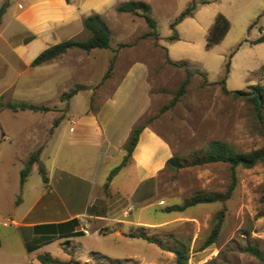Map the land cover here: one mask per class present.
<instances>
[{"label":"rangeland","instance_id":"obj_1","mask_svg":"<svg viewBox=\"0 0 264 264\" xmlns=\"http://www.w3.org/2000/svg\"><path fill=\"white\" fill-rule=\"evenodd\" d=\"M257 1L255 0L254 7L238 12L230 11V7L226 8L222 2L224 11L231 19L222 13L231 22L230 38L237 41V46L243 44L249 35L255 34L264 25L263 15L250 29L257 19L253 16L259 8ZM259 1L261 3L262 0ZM172 13L173 9L170 7L166 9L162 5L155 6L151 16L160 24H157L155 30L148 28L140 37H136L135 32L145 29L146 22L138 20L130 24V20L137 19L128 13L121 15L125 23L122 29L124 31L121 32L119 28L112 26L110 49L81 52L77 58L72 59L60 57L57 64L62 68L57 71L54 69V62L55 65L52 63L53 65L45 69L24 68L10 49H2L4 59L3 62L0 60V89L12 79L15 81V71H24V74L21 75L17 86L4 92L0 90V103H29L26 96L33 90L29 92L28 87L43 81L52 84L53 89L49 92V98L44 96L32 102L47 106L50 108L49 112L13 113L8 109L0 111V126L3 125L11 137V140L0 138V264H34L38 256H49L53 260L70 264H141V259L147 264H175L173 254L141 238H116L109 235L96 241L90 226H87L90 236L80 234L72 240L57 239L46 243L42 240L43 244L38 246L36 251L27 253V245L33 247L36 244L25 242L26 232L24 229H18L12 222L13 219L19 220L28 208L30 188L45 189L39 169L40 166L51 164L61 134H64L67 140L74 141L69 133V118L87 116L89 111L97 114L111 97L125 71L136 62H143L148 67L152 101L150 109L138 126L151 127L157 131L169 144L172 158L190 160L194 154L201 153L212 142L226 143L241 153L264 149V110L262 117H258L246 99L232 94L226 95L222 91L221 81L229 55L219 76L213 70H207L209 75L206 74L199 64L202 66L205 62L212 61L215 66L217 58L207 52V35L201 33L193 53L183 54L182 60L185 61L172 62L168 58L164 48L168 39H163L161 34L165 33L163 19ZM243 62L250 72L244 76L235 71L229 74L226 87L231 91L249 92L250 86H264V53L256 54ZM182 63L185 65H180ZM60 71L69 74L67 78L71 80L56 88L57 72ZM188 72L191 73L189 83L184 94L178 97ZM77 77L85 78L82 86L77 85ZM130 82L136 84L139 81L135 77ZM75 87L83 88L77 98L71 104L62 102V94ZM132 106L134 112L128 115L126 120L122 119L123 127L139 109L134 104ZM106 111L109 113H106L108 117L115 116L110 105H107ZM55 122H58L56 126ZM32 128L39 132L41 144L27 148V135ZM105 129L114 132L113 126ZM52 130L57 135L51 137ZM39 148L44 149L40 163L32 166L27 186L21 187L20 173ZM82 149L71 146L64 148L61 152V164L85 163L86 158L77 161L75 157L84 152ZM26 153L27 162L18 159ZM141 159H145V154ZM122 162L123 156L110 161L100 174L99 184L104 185L105 194L111 188L114 203L126 205L131 203L130 195L138 183L137 176L130 173L128 168L119 171L106 189L111 172ZM236 177V187L226 201L173 211L177 206L183 207L198 194L224 196L232 184V170L230 165L222 163L187 167L178 171L165 166L154 177L153 189L156 192L153 193L152 199L144 205L135 204L136 210L128 218L151 226L140 229L132 226H113L109 223L108 227L112 231L111 234L116 230H130L131 234H143L166 248L184 245L189 250L190 264H264L245 251L246 248L257 247L264 254V166L260 164L252 169L237 168ZM60 191L63 192L61 188ZM221 211H224L221 232L217 241L207 247L206 242L211 235L216 216Z\"/></svg>","mask_w":264,"mask_h":264},{"label":"crops","instance_id":"obj_2","mask_svg":"<svg viewBox=\"0 0 264 264\" xmlns=\"http://www.w3.org/2000/svg\"><path fill=\"white\" fill-rule=\"evenodd\" d=\"M5 1L0 0V7ZM207 1L209 2L208 4H198L193 16L184 19L176 27L178 40L164 45L168 58L172 62L185 61L182 60L183 54L193 53L199 35L201 33L208 35L218 14L223 13L230 19L228 13L223 9L222 2L226 5V8L230 7V11L235 10L237 12L248 10L254 7L255 4V0ZM9 2L10 5L3 16L0 27V60L3 62L4 59L2 49H10L25 68L32 67V62L36 57L54 45L70 39L87 40L89 32L84 27V20L90 16L99 15L106 22L110 33H112V26H116L123 32L124 30L122 29L125 23L121 19V15L127 13H118L117 8L129 2L146 3L150 6L151 11H154L157 5H162L166 9H169V7L173 9L172 15L163 19L165 33L161 34V37L168 39L172 35L170 24L186 10L191 0H9ZM257 4L262 9L258 8L255 11L256 13L253 16H256L257 19L250 26L251 28L264 15V0L261 3L258 0ZM130 16L137 19L136 21L130 20V24L136 23L138 20H144L139 16L132 14ZM157 24L159 26L160 23L157 22ZM147 29L148 26L142 31L135 32L136 37H140ZM230 33L231 28L219 45L207 50L208 53H212L210 55L213 58H217L215 66H213L212 61L202 63V66L198 63L206 74L209 75L207 70H213L219 76V73L223 70L226 57L240 45L237 46V41L230 38ZM262 36H264V25L255 34L249 35L243 41V44L241 43L232 58L229 74L235 71L244 76L250 72L243 61L250 57L252 58L254 55L256 56V54L264 53V43L251 44ZM80 53L81 51L71 50L61 58H77ZM57 61H59V58L53 61L56 64V68H54L56 71L62 68L60 64H57ZM53 62L37 68L45 69V67L53 65ZM80 62L82 61L80 60ZM65 70L68 71L67 68ZM261 70L260 72H262ZM15 74V81L12 79L9 84L0 89L2 92L17 86L24 71H15ZM57 75L56 88L65 85L71 80L67 78L69 74L65 71L63 73L62 71L57 72ZM135 77L138 78L139 82L132 84L130 80ZM84 79L77 77V85L82 86ZM52 89V84L46 81L40 82L35 86L28 87L29 92L30 90H33V92L29 93L26 98L31 104L41 105L32 102L44 96L49 98V92ZM77 95L69 101L70 104L77 98ZM151 102L148 67L143 62H136L125 71L121 81L115 86L111 97L97 111V114L89 111L87 116L69 118V133L74 138V141L67 140L64 134H61L59 145L54 150L51 164L43 166L48 178L45 189L39 190L31 187L28 193V208L19 217V220H12L18 229H24L26 232L24 240L27 241L25 242H35V240L42 237L51 238V241L57 239L72 240L76 235L83 234L86 236L83 233V229L86 226L93 228L92 234L96 241H100L102 237L105 238L109 235H114L116 238H130L127 236L130 234V230H116L114 234H111L112 231L108 227L109 223L113 226H132L140 229H146L151 226V224L143 223L136 219L129 220L128 218L136 210L135 204L144 205L152 199L153 193L156 192L153 189L154 177L166 166L167 161L172 158L169 144L157 131L151 127H146L142 131L130 161L123 168H128L130 173L138 178V183L130 195L131 203L126 205L114 203L111 188L105 194L104 185L101 186L99 184L100 174L107 164L116 157L123 156L124 159L126 155L125 146L132 130L138 126L140 120L147 114L151 107ZM132 104L139 109L127 121L126 126L123 127L122 119L126 120V117L134 112ZM107 105H110L115 112V116L112 118L106 114L108 113L106 111ZM100 124L104 127L102 128ZM108 126H113V133L105 129ZM0 129L1 140H11L3 125L0 126ZM38 133L34 128L28 132L27 148H34L41 144ZM50 135L53 137L57 134L54 131ZM42 144L44 146V142ZM70 146L72 148H83L84 152L75 155V157L77 161L81 158H86V164L79 163L74 165L72 163L75 167L68 163L67 165L61 164V152L64 148L67 149ZM144 154L145 159L142 160L141 158ZM27 156L28 153L18 159L27 162ZM27 184L28 181L26 180L24 188ZM60 188L63 192L60 191ZM42 244L38 246L40 247ZM26 252L29 253L27 248ZM38 262V260H34V264H38ZM139 262L147 264L143 259L139 260Z\"/></svg>","mask_w":264,"mask_h":264},{"label":"trees","instance_id":"obj_3","mask_svg":"<svg viewBox=\"0 0 264 264\" xmlns=\"http://www.w3.org/2000/svg\"><path fill=\"white\" fill-rule=\"evenodd\" d=\"M68 1V0H67ZM209 2L207 0H191L190 5L186 8L185 11H183L171 24H170V30L172 31V35L168 38V43H172L173 41L178 40V34L176 31V27L186 18L193 16L194 12L196 11L198 4H208ZM10 2L9 0H6L4 4L0 7V27L2 24L3 16L5 15L7 8L9 7ZM118 13H128L135 16L142 17L148 28L151 30H155L157 26L156 20L151 16V8L148 4L142 3V2H129L120 5L117 8ZM84 27L89 32L90 36L87 40H75L70 39L63 41L57 45H54L45 51H43L41 54H39L36 59L32 62V67H39L43 66L45 64H48L50 62H53L57 60L58 58L62 57L64 54L71 50H77L84 53H91L94 50L100 49V50H108L111 47V33L110 30L106 24V22L99 16V15H93L88 17L84 20ZM231 23L228 20L226 16L223 14H218L216 16L215 22L213 26L210 28L209 33L206 38V50H211L215 46L219 45L228 32L230 31ZM251 28V27H250ZM150 34V33H149ZM148 35V34H147ZM264 43V36L260 37L255 42H252V45ZM241 45V44H240ZM239 45V46H240ZM238 46V47H239ZM238 47L232 51L229 56L227 57V61L225 64V71H224V77L221 81V84L223 85L222 91L224 94L229 95L232 94L235 97H241L246 99L253 107L255 113L258 117H262V112L264 110V86L262 85H254L250 86L249 92L244 91H231L226 87V81L230 73V67H231V61L236 53ZM115 60V56L113 57L111 64H110V70L113 67V62ZM180 65H185V63H182ZM264 73V69L262 70ZM109 75V72H108ZM191 77V73H187V79L181 86L178 97H181L184 94L185 87L189 83V79ZM83 88L82 87H75L70 89L68 92H65L61 96L62 102H69L74 96H76ZM3 109H8L14 113L17 112H24V111H30L34 113H46L50 111V108L43 105H35V104H29V103H11L8 102L6 104L0 103V111ZM55 126L58 124V122L54 123ZM146 127L144 126H136L130 135V138L125 146V152L126 155L123 159L122 164L115 168L109 178H108V184H106V189L109 186V182L113 179V177L121 171L130 161L132 157V153L138 144L140 134ZM53 130L51 131V133ZM42 152V148H39L37 152H35L30 159L27 162L26 167L21 171L20 173V185L21 187L24 186L28 176L31 173L32 166L36 163H39L40 155ZM228 164L231 167L232 170V184L230 188L228 189L227 193L224 196L219 195H208V194H198L193 196L189 201H187L183 207L177 206L174 208L173 211H182L189 207H194L196 205H202V204H213L216 202H224L227 199L230 198L231 194L233 193L236 183H237V177H236V169L237 168H244V169H252L258 165L264 166V149L250 152V153H241L238 152L233 146L228 145L226 143L222 142H212L210 143L206 148H204L201 153L194 154L192 156V159L190 160H184L181 161L180 159L173 157L169 159L166 163V168L174 171H178L183 168L187 167H196V166H205L210 164ZM40 174L42 175L43 181L45 184L48 183V178L46 175V171L43 166H40L39 169ZM224 221V211H221L216 216V221L212 227L211 235L208 238L206 242V246L213 245L221 232V228L223 226ZM130 238H141L144 240H147L149 243H153L158 245L163 251L169 252L175 256V264H190V255L189 250L184 245H177L174 248H166L161 245L160 242L154 241L148 237H146L143 234H128L127 235ZM49 242L51 241V238L42 237L40 239L35 240L34 244L35 246H28L27 250L28 252H33L37 249L38 245L41 244V241ZM2 245L1 238H0V247ZM245 251L249 253L250 255L257 258L260 262H264V254L257 248H246ZM38 261L41 264H70L66 262H59L56 260H53L49 256H38Z\"/></svg>","mask_w":264,"mask_h":264},{"label":"built area","instance_id":"obj_4","mask_svg":"<svg viewBox=\"0 0 264 264\" xmlns=\"http://www.w3.org/2000/svg\"><path fill=\"white\" fill-rule=\"evenodd\" d=\"M83 233H84L86 236H89V235H90L89 230H87V226H86V229H85V228L83 229Z\"/></svg>","mask_w":264,"mask_h":264}]
</instances>
